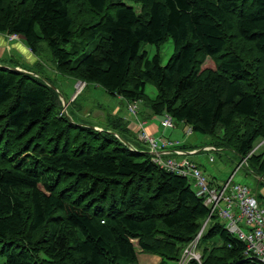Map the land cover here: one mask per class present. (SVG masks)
I'll return each mask as SVG.
<instances>
[{"label":"trees","instance_id":"16d2710c","mask_svg":"<svg viewBox=\"0 0 264 264\" xmlns=\"http://www.w3.org/2000/svg\"><path fill=\"white\" fill-rule=\"evenodd\" d=\"M0 33L38 57L27 72L0 62V264H173L199 233L184 264H264L124 118L99 129L63 110L40 58L45 42L56 74L148 103L146 116L205 135L201 147L231 150L264 182V0H0ZM168 38L165 64L140 52Z\"/></svg>","mask_w":264,"mask_h":264},{"label":"rangeland","instance_id":"374dc122","mask_svg":"<svg viewBox=\"0 0 264 264\" xmlns=\"http://www.w3.org/2000/svg\"><path fill=\"white\" fill-rule=\"evenodd\" d=\"M127 4L132 5L136 11H139L140 7L139 5H135L132 3L127 2ZM15 37L14 36H8ZM45 51H43L40 55L41 61L44 65V72L45 75H47L50 80L53 82V86L56 88L57 91H59L61 103L63 105V108L65 109L67 107L68 112L70 111L76 116V119H80L83 122H87L88 124H94L99 127L95 128H101L102 126H105L108 124V115H115L120 116L122 118L126 117L125 115L129 114L132 115V113L129 111L128 107L132 106L129 105L130 103H127L123 98L119 96H113L109 93H107L102 87L95 85L93 83H89L84 86V82H81L79 80H74L71 77L67 76H61L59 74L55 73L54 66L52 63V55L50 52V49L46 45L45 42H42ZM95 42H92L88 45L86 48V51L90 50L94 46ZM146 52V55L148 58H151L157 51L160 56L161 64H165L170 57V55L173 52V42L171 38H168L165 40L162 44L159 45V47H156L154 44L151 43H141L140 46V52ZM84 54V53H83ZM82 54V55H83ZM80 58V57H78ZM6 62L12 64L10 59L5 60ZM213 66V62L211 59H207V63ZM82 86L80 87V85ZM145 93L149 99L153 98L156 94V88L154 85L147 83L145 86ZM77 97V100L70 104V102L73 100L74 97ZM64 104H66V107H64ZM136 107H133V113L131 118H134L137 116L138 112H144L147 111L148 103L137 101L136 103H133ZM116 109V110H115ZM125 113V115H124ZM130 118V119H131ZM124 118V120H126ZM127 121V125L131 121ZM175 128H165L166 133L170 129H175L174 133H176V136L169 137V140L180 142V140L185 141L189 144H191L193 147H196L199 151L195 154H192L191 157L193 160L199 163V167L202 171V173L209 178H212L218 182V184H225L228 182V187H230L231 184L237 183L241 185L247 186L250 191L253 194H256L257 198H261V193L264 189V182L260 180V178L253 173L252 171L248 170L246 167V163L242 160L239 156L234 154L231 150H210L206 151L205 147H201L204 142L206 141L207 137L205 135L195 133V132H189V128L185 127L182 129L183 124L182 123H174ZM180 135V137H179ZM137 137V132H136ZM179 138V139H174ZM185 138V139H184ZM138 139V138H137ZM134 141H137L134 139ZM264 140L260 141L256 146L255 149H257V152L264 151ZM137 146L143 147L148 149L147 145L144 143L138 142ZM203 148V150L201 149ZM213 157V160L210 161L209 158ZM191 181H193L192 177H189ZM193 183V182H192ZM193 188H195L194 184H192ZM227 193H229V189L227 190ZM237 211V209H236ZM196 254L198 253L197 250L195 251ZM148 255L145 253H139L138 254V263L143 264L142 262V256ZM149 260V257H147ZM198 259V258H197ZM149 262V261H148ZM150 263V262H149ZM148 263V264H149ZM173 264H178L177 262H174Z\"/></svg>","mask_w":264,"mask_h":264},{"label":"built area","instance_id":"2783aa9c","mask_svg":"<svg viewBox=\"0 0 264 264\" xmlns=\"http://www.w3.org/2000/svg\"><path fill=\"white\" fill-rule=\"evenodd\" d=\"M133 103L136 102H131L129 105L132 106L128 107L132 115H134L133 107H136ZM160 124L162 127L174 126L169 115H164ZM136 132L138 140L147 145L153 161L159 167L193 178L196 194L203 197L204 204L210 209L209 215L216 213L225 228L245 242L246 252L264 262V195L259 199L247 186L236 183L231 184L230 187L228 182L221 187L211 186L201 169L197 168L190 159L176 160L164 157V149L169 144L166 139H156L141 128ZM189 132H191L190 128ZM211 149L214 147H205V150ZM176 153L182 152L176 151ZM209 160L212 161L213 157ZM228 189L229 193H227ZM199 236L200 233L184 249L178 264H184L190 258H199L198 253L195 252V244Z\"/></svg>","mask_w":264,"mask_h":264},{"label":"crops","instance_id":"0c3cea01","mask_svg":"<svg viewBox=\"0 0 264 264\" xmlns=\"http://www.w3.org/2000/svg\"><path fill=\"white\" fill-rule=\"evenodd\" d=\"M14 35H10V36H14ZM8 36L9 35L7 34L0 33V62H2V64H5V63L10 64L5 61L7 59H10V61L12 62V65H17L15 67L19 70L27 72L26 69H32V66L34 65V63L37 62L38 57L29 49V47H27L21 35H15V37H10V38H8ZM29 73H32V72L29 71ZM146 114H148L147 111H144V113L138 112L137 116L134 119V118H131L132 116L129 117V114L125 115L124 113V115L127 116L128 119H126V117L124 118L128 121H131L127 125L128 129L132 133V135H130V139L131 140L136 139L137 143L140 142L136 137V131L140 130L141 128L146 133L152 135L154 138L156 139L164 138L169 142L168 146L164 149L165 158H172L176 160L188 158L192 160L191 155L199 151L197 148L193 147L191 144L185 141L180 140L179 138H174V139H179L180 142L169 140L170 139L169 137H172L173 135L176 136V133H174V130L177 128V127L175 128L176 125H174L173 127H162L160 124L162 116L152 115L148 117L146 116ZM185 127H188V126L183 125L182 129ZM165 128H175V129L174 130L170 129L166 133ZM176 144H186L192 148H188L185 150H179L175 147ZM131 146L133 147L132 144ZM201 149L203 150V148ZM176 151H181L182 153L179 154V153H176ZM207 179L212 180L218 184V182H216V180L212 178L207 177ZM261 195H264V189ZM147 257H149V260L147 259ZM142 258H143L142 259L143 264H148L149 262H150L149 264H158V262L160 261V258L155 255H143ZM137 259H138V256H137Z\"/></svg>","mask_w":264,"mask_h":264},{"label":"water","instance_id":"95a60500","mask_svg":"<svg viewBox=\"0 0 264 264\" xmlns=\"http://www.w3.org/2000/svg\"><path fill=\"white\" fill-rule=\"evenodd\" d=\"M15 69H17V68H15ZM17 70H19V69H17ZM54 89H56L52 84H50ZM64 107H66V104H64ZM63 110H65L64 108H63ZM117 135V134H116ZM121 141H123V143H125L127 146H129V147H131V144L129 143V142H127V141H125V140H123V139H121ZM203 228H204V225H203Z\"/></svg>","mask_w":264,"mask_h":264}]
</instances>
